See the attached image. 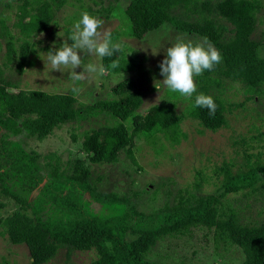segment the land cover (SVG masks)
Returning <instances> with one entry per match:
<instances>
[{"label": "trees", "instance_id": "trees-1", "mask_svg": "<svg viewBox=\"0 0 264 264\" xmlns=\"http://www.w3.org/2000/svg\"><path fill=\"white\" fill-rule=\"evenodd\" d=\"M9 1L5 3L6 8L11 7ZM67 1L15 0L14 26L20 37L15 39L5 28V20H0L6 40V66L17 60V72L24 71L28 65L26 59L33 52L29 39L46 32ZM122 1L126 2L123 16L127 20L129 37L142 40L148 33L166 25L201 39L207 37L222 54V62L205 74L241 84L251 94L249 100L264 97V57L259 55L260 42L252 38L263 7L260 0ZM16 42L20 43L17 47ZM113 62L118 66L111 67ZM101 64L106 72L113 74L135 69L121 50L111 57L101 58ZM156 70L160 71V67ZM2 73L0 71V229L11 244L27 247L30 264H47L59 249L66 250L67 259L75 251H92L95 258L89 264H161L148 259L157 242L165 237L190 235L193 230L202 228L212 234L216 245L240 248L242 264H264V219L256 224H241L238 212L223 207L219 197L195 199L185 191L175 204L166 203L146 216L138 212L128 197L99 192L88 182L90 165L117 164L121 153L139 169L135 152L140 143L151 145L157 153L162 149L157 146L160 137L171 145L179 144L184 137L179 128L184 118L198 120L208 131L225 127V107L218 97L213 96L217 108L212 117L207 108L195 106L197 95L186 110V116L176 114L174 105L167 102L139 114L144 95L133 89L130 79H124L111 89L116 98L97 101L88 108L107 114L116 124L85 132L81 151L87 162L77 159L67 171L60 172L59 159L52 165V155L25 151L10 138L25 132L26 137L43 141L55 129L77 119L81 112L75 108L76 99L41 91L12 93L9 91L11 84ZM210 80L213 79L203 77L201 80L205 91ZM173 95L179 97L181 94L173 92ZM216 170L224 175L225 192L220 196L223 197L226 193L247 189L256 192L255 172L264 173V164L256 160L241 176H233L227 164ZM196 176L195 187H199L203 181L202 172L197 171ZM12 186L22 195L13 191ZM36 190L39 194L34 204H29L24 194L30 195ZM260 190L264 195V183ZM84 194L95 203L112 209L113 214H93L85 203ZM2 198L13 201L19 206L18 210L3 217L1 211L6 202ZM46 205L55 208L57 215L42 220L41 213ZM145 223L148 226H142Z\"/></svg>", "mask_w": 264, "mask_h": 264}, {"label": "rangeland", "instance_id": "rangeland-1", "mask_svg": "<svg viewBox=\"0 0 264 264\" xmlns=\"http://www.w3.org/2000/svg\"><path fill=\"white\" fill-rule=\"evenodd\" d=\"M260 1L263 7L257 16L258 22L252 38L260 42L259 55L264 57V0ZM6 2L8 0L0 1V20H5V28L17 39L20 34L14 26L16 2L10 0V8H6ZM125 8L126 2L122 0H68L55 14L47 31L29 39L33 52L28 55V65L22 73L17 72V60L6 66V40L2 35L0 22V71L11 84L9 91H41L47 94L70 95L76 99L75 108L81 112L73 123L60 126L41 142L26 137L25 132L11 136L10 140L25 151H35L42 156L52 155V165L59 159L60 172L67 171L77 159L87 162L81 151L85 132L116 124L107 114L96 113L97 111L88 108L97 101L116 98L111 89L122 80L130 79L133 89L144 95L139 114L146 113L152 106L167 102L174 105L176 114L186 116L185 112L195 95L203 93L216 96L225 107V127L214 132L208 131L198 120L184 118L179 125L184 137L179 144L171 145L160 137L157 146H162V149L157 153L151 145L140 143L135 152L139 169L121 153L117 164L90 165L88 182L99 192L128 197L138 212L146 216L158 211L166 203L175 204L178 196H184L185 191H188L195 199L219 197L223 207H230L238 212L241 224L261 222L264 219V195L260 185L264 183V173L255 172L256 192L251 193V190L247 189L238 193H226L220 197L225 192L224 175L216 168L227 164L233 176H241L249 171L256 160L260 159L264 164V97L256 96L249 100L251 94L246 92L241 84L205 72L195 78L197 92L191 98L174 96L173 92L164 86L163 76L161 71L156 70L157 66L165 59L167 47L174 44L178 37L193 42H202L203 39L176 31L168 25L148 33L142 40L131 38L127 35V20L123 16ZM88 9L91 12H88ZM85 11L103 19L104 27L101 31L111 32L114 42L121 45L123 57L134 64L133 71L119 74L86 73L84 80L73 81L69 79L67 70L62 68L60 72L52 69L47 53L57 50L65 41L71 44L68 37L72 34L73 25ZM19 44L16 42L15 47ZM80 54L82 67L89 63L101 64V58L94 54ZM82 67L75 71L79 74L83 71ZM203 77L213 79L207 84L209 87L206 91L203 89L204 83L201 82ZM214 79H217L219 84ZM73 87L80 89L78 94L73 93ZM40 164H44V159L40 160ZM197 171H201L203 177L199 187H195L198 181ZM12 190L22 195L16 186H12ZM38 194L39 191L36 190L24 196L29 204H34ZM84 200L89 210L97 216L113 214L112 209L95 203L88 194H84ZM2 201L6 202V207L1 211L3 217L19 208L10 199L2 198ZM55 215L56 210L50 205H46L41 213L42 220ZM94 258L95 253L92 251H75L70 259H67L66 250L59 249L47 264H89ZM148 259L161 264H242L243 254L236 246L221 243L216 245L212 234L202 228L193 230L190 235L165 237L150 251ZM30 262L27 247L23 244H11L0 229V264Z\"/></svg>", "mask_w": 264, "mask_h": 264}, {"label": "clouds", "instance_id": "clouds-1", "mask_svg": "<svg viewBox=\"0 0 264 264\" xmlns=\"http://www.w3.org/2000/svg\"><path fill=\"white\" fill-rule=\"evenodd\" d=\"M104 27L102 18L94 16L87 11L81 14V18L73 25L72 34L68 37L71 44L65 41L55 51L47 53L48 61L53 70H67L69 79L73 81L84 80L85 74H104L107 69L102 64L89 63L82 67L80 53L94 54L100 58L111 57L121 50L118 42H113L111 32L101 31ZM222 62V54L215 48L207 37L202 42L185 41L177 38V41L166 49V57L160 63V71L163 76L164 86L174 93H179L185 98H191L197 92L195 78L205 71H212L214 67ZM113 62L111 67H117ZM83 68L79 74L77 68ZM74 94L80 89L73 87ZM195 106L207 108L209 116L215 115L217 105L211 95L200 93L195 98Z\"/></svg>", "mask_w": 264, "mask_h": 264}]
</instances>
